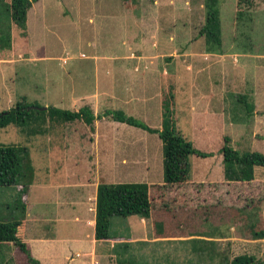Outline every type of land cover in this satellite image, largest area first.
Returning <instances> with one entry per match:
<instances>
[{
	"label": "rangeland",
	"instance_id": "1",
	"mask_svg": "<svg viewBox=\"0 0 264 264\" xmlns=\"http://www.w3.org/2000/svg\"><path fill=\"white\" fill-rule=\"evenodd\" d=\"M136 3L134 8L122 0L32 4L27 36L13 26L11 49L0 50V112L25 98L71 111L88 105L95 115L120 109L157 129L162 91L172 84L179 131L212 157L191 156L190 181L171 188L168 196L177 203L171 237L153 238L151 219L113 218L110 234L116 241L104 244L105 254L94 264H116L117 259L225 264L243 254L264 264V239L239 238L241 225L233 220L234 210L260 200L257 211L264 225V169L256 168L250 183H228L218 152L228 137L233 149L264 155V0H220L222 49L217 53H208L198 35L205 0ZM241 96L254 105L249 117ZM47 126L45 135L28 137L11 125L0 130V144L28 147L37 179L47 169L55 183L78 184L69 188L68 202L85 189L90 207L89 195L99 180L163 185L157 135L105 118L92 126ZM17 187L0 188V206H10ZM69 226L61 232H83L81 226ZM120 243L127 246L115 254Z\"/></svg>",
	"mask_w": 264,
	"mask_h": 264
},
{
	"label": "trees",
	"instance_id": "2",
	"mask_svg": "<svg viewBox=\"0 0 264 264\" xmlns=\"http://www.w3.org/2000/svg\"><path fill=\"white\" fill-rule=\"evenodd\" d=\"M39 0H0V50H10L12 44L11 30L15 26L20 30V36L26 37L27 13L32 4ZM126 8H134L137 0H122ZM205 18L198 35L204 38L208 53H217L222 49V29L220 21V0H205ZM247 117L251 116L254 105L246 101V96L238 98ZM32 107H43L29 103L25 98L17 102L12 108L0 112V130L15 126L28 137L43 136L47 133V125H63L80 122L92 126L97 119L105 118L110 121L136 128L150 135H157L161 142L163 185L157 188L143 183L109 184L100 181L96 191L94 238L97 241L113 240L110 234L113 218H129L136 216L151 219L153 238H168L172 236V212L177 209L175 198L168 194L172 187L181 186L190 181L189 158L212 157V153H205L196 149L188 141L177 126L175 117L174 86L169 84L162 91L160 127L152 128L142 120L126 114L120 109H106L100 115H95L92 109L85 105L77 111L48 106L42 111ZM222 157L223 179L228 183H250L255 179V169H264V155L259 152H240L230 146V138H223V145L219 149ZM34 179L30 151L26 146L0 144V188L17 186L16 198L10 206V214L0 217V244L12 243L23 255L26 264H40L35 260L24 243V228L26 218V204L24 197ZM152 189H156L154 195ZM261 201H251L245 207L233 211V220L241 225L239 238L249 240L264 239V225L258 207ZM114 247L115 254L118 248ZM116 264H132L122 259ZM225 264H261L254 256L238 255Z\"/></svg>",
	"mask_w": 264,
	"mask_h": 264
},
{
	"label": "crops",
	"instance_id": "3",
	"mask_svg": "<svg viewBox=\"0 0 264 264\" xmlns=\"http://www.w3.org/2000/svg\"><path fill=\"white\" fill-rule=\"evenodd\" d=\"M35 172L34 169L33 182L24 197L26 218L23 241L28 246L31 256L40 264H94L97 258L104 256L105 252L102 249L104 244L116 241L114 239L97 241L94 238L96 191L100 180L94 185L93 195H89L93 196L94 202L90 204L91 212H87L89 205L85 202L88 197L85 189L73 202H68L66 194L69 188H76L78 184L55 183L47 174V169L44 170L43 176L37 179ZM5 206V204L0 206V217L10 214V208ZM69 224H74V229L81 226L83 228L81 235L69 236L62 233L61 229L69 228ZM83 242L87 245L85 250L80 247V243ZM0 264L26 263L23 255L12 243H2Z\"/></svg>",
	"mask_w": 264,
	"mask_h": 264
},
{
	"label": "water",
	"instance_id": "4",
	"mask_svg": "<svg viewBox=\"0 0 264 264\" xmlns=\"http://www.w3.org/2000/svg\"><path fill=\"white\" fill-rule=\"evenodd\" d=\"M32 108H35V109H38V110H42V111L47 110V107H32Z\"/></svg>",
	"mask_w": 264,
	"mask_h": 264
}]
</instances>
